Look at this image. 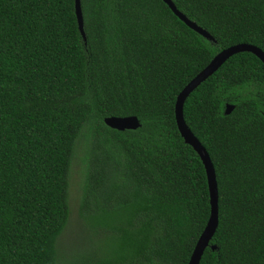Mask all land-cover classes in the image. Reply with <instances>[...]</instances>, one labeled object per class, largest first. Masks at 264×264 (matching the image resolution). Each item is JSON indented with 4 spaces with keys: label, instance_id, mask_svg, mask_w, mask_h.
Returning a JSON list of instances; mask_svg holds the SVG:
<instances>
[{
    "label": "trees",
    "instance_id": "obj_1",
    "mask_svg": "<svg viewBox=\"0 0 264 264\" xmlns=\"http://www.w3.org/2000/svg\"><path fill=\"white\" fill-rule=\"evenodd\" d=\"M0 0V264H188L209 214L203 164L174 116L221 50L264 53V0ZM233 105L229 115L225 106ZM135 116V131L106 117ZM209 155L218 227L199 264H264V65L230 57L185 100ZM88 243L65 248L70 178Z\"/></svg>",
    "mask_w": 264,
    "mask_h": 264
},
{
    "label": "water",
    "instance_id": "obj_2",
    "mask_svg": "<svg viewBox=\"0 0 264 264\" xmlns=\"http://www.w3.org/2000/svg\"><path fill=\"white\" fill-rule=\"evenodd\" d=\"M171 12L182 21L188 28L202 36L207 41L215 43L214 38L201 27L197 26L194 22L187 19L181 12H179L171 0H162ZM74 9L77 20V27L79 34L85 42V33L83 30V17L80 6V0H74ZM248 52L258 58L264 65V53L251 45L248 44H237L225 48L218 52L211 61L204 67L178 94L174 106V116L177 126V130L183 139L184 143L189 145L199 156L207 178V186L209 192V204L210 214L205 228L200 234L193 248L188 264H199L203 256L204 251L210 248L212 251L217 249L216 245H211L215 232L218 227V189L215 178V171L208 153L197 138L193 135L190 129L187 127L183 118V104L187 97L206 79L212 76L230 57L235 54ZM234 106L227 104L225 106L224 114L229 115L233 110ZM104 124L110 129L116 131H135L141 125L137 117H106L103 119Z\"/></svg>",
    "mask_w": 264,
    "mask_h": 264
},
{
    "label": "rangeland",
    "instance_id": "obj_3",
    "mask_svg": "<svg viewBox=\"0 0 264 264\" xmlns=\"http://www.w3.org/2000/svg\"><path fill=\"white\" fill-rule=\"evenodd\" d=\"M73 172L70 178V223L69 228L61 238V245L65 248L70 246H78L88 243L86 239V230L82 221L78 217V204L81 193V175L79 166H74Z\"/></svg>",
    "mask_w": 264,
    "mask_h": 264
}]
</instances>
